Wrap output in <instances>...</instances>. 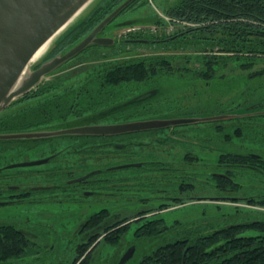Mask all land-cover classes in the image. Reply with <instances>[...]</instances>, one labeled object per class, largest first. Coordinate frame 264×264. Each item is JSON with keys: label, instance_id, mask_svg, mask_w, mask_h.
<instances>
[{"label": "flooded vegetation", "instance_id": "1", "mask_svg": "<svg viewBox=\"0 0 264 264\" xmlns=\"http://www.w3.org/2000/svg\"><path fill=\"white\" fill-rule=\"evenodd\" d=\"M147 1L135 0L117 15L109 23L111 25L110 28L108 25L100 35L112 37L111 32L114 23H133V19H127L129 16H125L132 13L136 8H141L139 6L146 4L155 7L154 3H156V0ZM182 2L183 0L172 5L173 7L171 8L177 7ZM122 16L124 18L117 23V20ZM161 16L159 18V24L162 27L165 26L167 28V22L175 26L171 32L156 34L149 31L146 33L141 28H135L124 34L127 36L122 37V44H125V46H133L135 44L153 45L155 40L187 38L195 33L194 28H189L193 26L191 23L184 22L180 19L173 20L163 15ZM164 20L167 22H164ZM84 65L78 63L71 65L69 70L54 73L55 75L50 74L48 77L51 78H46L44 82L50 81L52 77L55 78L57 76L66 78L68 84L73 81L74 78L70 81V77L72 78L74 75L81 79L85 76L84 74L79 77V74L84 72ZM37 88L13 100L1 114L8 110H10L8 114H12L13 111L11 110H14V113L20 115L26 109L31 110L36 104L44 101V97L34 96ZM154 89L155 87L150 88L148 86L143 91L141 90L135 93L139 95L149 90L153 91ZM151 93L139 104L122 108L108 115L93 118L90 117L92 115L96 116L97 113L105 108L107 109L108 105L95 108L94 105L85 102L88 101V98H68L76 101L77 104L81 103L84 111L80 112L78 109L73 110V108L71 112H67L68 115L63 118V122H52L42 126L50 129L56 128L55 125L57 126L60 123L65 125L63 128H74L116 125L149 119L176 118L174 113L172 116L162 118L161 115L163 113L157 112V109H154L153 104H150L151 102L149 101L156 97L154 96L156 91ZM128 98L132 99L133 97L130 96L125 99ZM119 99V101L113 102L109 106L125 100L123 97ZM28 114L31 115L32 113L29 112ZM32 124H29L31 129L13 130L10 132L0 131V134L30 132L32 130L41 131L40 129L35 130V126L32 127ZM185 126L155 128L117 135H107L111 137L108 140L103 138H89L93 136L98 137V135L73 134L43 138L46 140L37 143L13 144L10 146L11 151H17L18 148L20 150L24 149L25 151H41L42 156H39L41 158L37 161L44 160V164H52V166L46 169L30 170L28 174L23 173L15 177L0 175V207L12 205L18 209H25L21 205L28 203L31 205L30 209L37 210L40 217L47 218L44 222L40 221L39 226H46L51 232H57L60 226H65L62 223H57V221L62 215H66L60 214L61 211L67 210L66 208L76 209V216H83L84 213H88V217L85 220H80H83L81 223L77 221L78 224L70 233L72 236L66 240L68 243L76 241L74 244L76 249L75 258L79 256L78 263H81L88 257L89 259L94 258L95 251L101 242V237L109 233L121 229L126 233L131 231L143 232L145 229L151 227V224L147 222L153 220L161 221L160 224H156L161 231H172L176 229L179 220L174 218L169 223L168 218L174 210L179 209L181 206H185L191 202L199 203L206 199L217 202L219 200L230 202V199L233 198L240 199L227 195L221 196L220 198H207L198 194L195 195L193 185L201 183L208 186V184H213L214 181L207 175L210 170L207 169L215 165L230 166L229 163H219V159L223 154L245 153L256 162H254V165L241 164L240 166L250 169H258L257 165L260 164V161L264 162V156L247 150L227 151L217 149L218 153L220 152L218 159L215 163L210 164L211 160H209V163L205 162V159L202 158L203 156L198 155L196 150L199 147L203 148L205 145L209 149L214 150V145L208 138L206 140L205 138L199 137L201 134L192 132V130L187 128H182ZM216 132L220 131L216 129ZM201 136L205 137L206 135ZM56 139L62 140L55 141ZM2 148L0 146V150L4 152L5 150H2ZM201 167L207 172L202 175L203 177L196 176L193 173V168ZM4 169V166L0 167V172ZM219 175L225 178V175ZM226 188L227 186L224 189ZM248 198L244 197L241 199L247 200ZM115 204L117 205L114 206ZM46 210H49L50 213H45ZM100 217L103 218L100 220ZM107 220H109L107 224H102L103 221L106 222ZM16 228L26 234L27 250L31 248L30 246L34 248L36 246L52 247L51 240H46L45 238L40 239V236L36 232L28 230L27 227ZM152 242L153 240L149 241L148 238L136 234L133 241L128 243L126 250L123 252L135 250V254L141 245L150 249L153 247ZM85 247L87 250L83 251L82 249ZM23 256L24 254L20 257L13 256L6 260L0 259V264H17ZM43 256L48 262L59 258L58 256H54V254H43Z\"/></svg>", "mask_w": 264, "mask_h": 264}, {"label": "trees", "instance_id": "2", "mask_svg": "<svg viewBox=\"0 0 264 264\" xmlns=\"http://www.w3.org/2000/svg\"><path fill=\"white\" fill-rule=\"evenodd\" d=\"M124 1L100 0L87 16L73 24L55 41L43 61L64 53L74 46ZM165 14L173 20L180 19L191 23L193 26L189 28H194L195 33L187 38L155 40L154 45L163 46L166 44L168 47H177L179 43L187 44L190 43L189 39L197 37L199 43L209 42L208 46L213 49L219 47L218 52H224L222 53L225 56L223 58L238 61L240 64L251 65L256 62V59H259L258 62L264 60V0H183L180 5L168 9ZM205 31L210 32V35H199L206 33ZM217 33L222 36H216ZM115 46L92 45L60 68L79 58L90 48L100 47L111 50ZM214 55L217 54L213 53L210 60H206L205 63L212 66L218 65L219 61L215 59ZM205 58L209 59V57ZM220 62L223 63V61ZM169 63L168 57L162 55L136 60L110 61L96 64L95 67H84L83 73L85 76L80 79L74 75L72 78L70 77V81L74 79L69 84L63 76H57L46 82L43 81L34 92V96L44 97L45 100L36 104L31 110L26 109L20 115L14 113V110H11L14 114H8L9 111L2 113L0 115V131L10 132L31 129L29 124L32 123L35 130L49 129L42 125L63 122V118L68 115L67 112H71L73 108V110L78 109L80 112L84 111L81 103L77 104L76 101L68 99L72 97L88 98V101L85 102L94 105L95 108L108 105L107 109L101 110L96 116L92 115L90 118L101 117L122 108L139 104L142 100L137 101L136 99L142 93L139 95H136V91L130 93L131 90H128V87L132 84L146 85L157 77L165 75L169 71ZM78 64H82V62H78ZM212 70H214V67ZM256 74L264 76V70ZM203 77L210 76L204 73ZM130 96L133 98L125 99ZM121 97L125 99L123 102L111 105L113 107L109 106L113 102L119 101ZM242 108L244 110L242 114L244 115L229 119L232 122H237L238 125L229 127L228 131L231 133L227 136L225 134L227 139L234 140L240 133L250 129L252 126L247 120L251 119L252 114H262L261 116H264L263 102L246 103ZM26 112L32 114L29 115ZM229 113L235 112L232 110L221 114ZM225 121L215 123L221 124ZM218 124L216 126L218 131L227 129L225 126L222 125V127ZM55 127L62 128L65 125L58 123ZM89 138L108 140L111 137L93 136ZM44 140L46 139L0 140V146L3 147L2 150L9 151L10 146L13 144H31ZM254 162L256 161L245 153L223 154L219 159V163H229L230 166H212L207 175L216 182L212 185L217 189H221L222 185H224L223 188L229 185H238L233 178L238 174L243 172L264 174V162L260 161V164L257 165L258 169L240 166L241 164L254 165ZM219 174L225 175V178ZM239 200L236 198L230 199L233 203H238ZM246 203L251 209H255L252 213H264L263 210L256 209L257 207H264V195L251 196L246 200ZM102 218L100 217V220ZM108 222L109 220L103 221L102 224L105 225ZM160 222V220L148 221L147 223L151 224L149 229H145L143 232H135V234L149 240L160 241L157 246L151 247L143 255L138 264H264V219H249L242 223L226 224L223 227L203 233L195 230L186 231L180 238H177L175 234L176 229L161 231L157 226ZM177 226H179V223ZM248 231H254L256 234H247ZM125 233L121 229L107 234L104 240L114 239L113 241H116ZM190 234L194 235L191 236ZM170 235L172 236L169 237ZM26 242V234L17 230L15 226H0V259L6 260L13 256H22L27 250ZM82 250L86 251L87 248L85 247ZM87 260H89V257L84 262ZM84 262L80 264H84Z\"/></svg>", "mask_w": 264, "mask_h": 264}, {"label": "rangeland", "instance_id": "3", "mask_svg": "<svg viewBox=\"0 0 264 264\" xmlns=\"http://www.w3.org/2000/svg\"><path fill=\"white\" fill-rule=\"evenodd\" d=\"M99 1L100 0H93L73 22L68 25V27L87 15ZM180 1L182 0H156V3H154L155 7L146 4H144L146 6H139L141 8H136L132 13L125 16H129L127 19H133V23L124 22V24H113L111 34L117 44L114 48L111 50L100 47L96 49L90 48L82 54V56L71 61L62 68L56 69L54 72L58 73L63 70H69L71 65L77 64L78 62H82V64L85 63L84 67L89 68L104 62L136 60L162 55L167 56L170 61L168 64L169 71H167L165 75L157 77L146 85L132 84L128 87V90H131L129 91L130 93L143 91V89L148 86L150 88L155 87L157 91L156 97L149 101L151 102L150 104H153V108L157 109V112L163 113L161 115L162 118L172 116L173 113L176 115V118H203L221 114L222 112L228 113L232 110L242 116L244 115L242 114L244 112L242 107L246 103H264V76L256 74L264 70V60L258 62L259 59H256V62L251 65L240 64L238 61L223 58L225 57L222 54L224 52H218L219 47L213 49L208 46L209 42L199 43L197 37L189 39L190 43H179L177 47H168L166 44L163 46H157L159 44H135L133 46H125V44H122V37L127 36L124 34L135 28H141L144 32L146 31V33L149 31L156 34L171 32L175 26L168 24V22L164 20V22H167L168 27H162L161 24H159V18L162 17L161 15L166 16L165 12L173 7L172 5ZM122 18H124V16L120 17L117 23ZM110 26L111 25H109V28ZM199 35L207 36L210 35V32ZM215 35L222 36L219 33ZM55 40L56 39L51 42L40 57L32 62L29 68H35V66L45 62L43 60L52 48ZM213 53L217 54L214 55V57L219 61L218 65L215 66L205 63L206 60H210ZM205 57H209V59ZM220 61H223V63ZM213 67L214 70H212ZM204 73L209 74L210 77H203ZM82 75H84V73L79 74V77ZM47 78L50 79L51 77ZM52 79H54V77H52ZM44 80H46V78H44L42 82ZM261 115L262 114H252L251 119L247 120L252 127L240 133L234 140L225 137V134L227 136L231 133L228 131L230 126L238 125L237 122H232V120H226L223 123L221 122V124L215 122L192 124L182 128H187L192 130V132L206 135L203 137L198 134L199 137L203 139H209L214 145V150L209 149L207 145L203 146L204 149L199 147L196 150L198 155L203 156L202 158L205 159V162L209 163V160H211L210 164L215 163L218 159L220 152L218 153L217 149L227 151L247 150L264 156V116ZM217 124L220 126L223 125L227 129L216 132ZM58 140L62 139H56L55 141ZM39 156H42L39 150L25 151L19 148L17 151L9 150L2 152L0 150V167L4 166L5 168L0 172V175L15 177L23 173L28 174L30 170L51 168L52 164L21 168L11 167L14 164L37 161L41 158ZM193 169V173L200 177H203L202 175L207 172H205L202 167ZM209 169L210 168L207 170ZM233 178L238 185H229L226 189L223 188L224 185L221 186V189H217L214 185L209 184L208 186L201 183L193 185L195 189L193 192L195 195L198 194L207 198H220L221 196L227 195L240 198V202L233 203L232 201L227 202L223 200L217 202L206 199L199 203L191 202L185 206H181L179 209L174 210L169 218L167 217L169 223L172 222L174 218L179 220V226H177L175 232L177 238H180L186 231L195 230L203 233L223 227L226 224L242 223L249 219H264V213H252L255 209H251L246 203V200L241 199L244 197L264 195V174L259 172H243ZM116 205L117 204L114 206ZM21 206L25 209H18L12 205L0 207V225L13 224L16 227H27L28 230L36 232L40 236V239L45 238L46 240H51L52 247L36 246L34 248L30 246L31 248H28L23 258H21L17 264H80L78 263L80 259L79 256L75 258L76 249L74 244L76 241L68 243L66 240L72 236L70 233L78 224L77 221L81 223L88 217V213H84L83 216H76V209L66 208L67 210L60 212V214L66 215H62L57 221V223H62L65 226H60L57 232H51L46 226H39V223L47 220L46 217H40L37 210L30 209L31 205L28 203ZM256 209L264 211V207H257ZM47 212L50 213L49 210H46L45 213ZM81 219L83 220L80 221ZM247 234H256V232L248 231ZM135 235L134 231L127 232L116 241H113V238H111L113 240H104L105 236L101 237V242L95 251L94 258L87 260L84 264H119L118 261L126 253L123 251L126 250L128 243L133 241ZM190 235L193 236L194 234ZM171 236L172 235L169 237ZM159 243L160 241H153V247L157 246ZM142 246L143 245L138 248L134 256L125 264L139 263L143 254L149 251V248ZM43 254H54V256H58L59 258L48 262L46 258L44 259Z\"/></svg>", "mask_w": 264, "mask_h": 264}, {"label": "water", "instance_id": "4", "mask_svg": "<svg viewBox=\"0 0 264 264\" xmlns=\"http://www.w3.org/2000/svg\"><path fill=\"white\" fill-rule=\"evenodd\" d=\"M92 1L0 0V114L13 100L38 87L44 78H47L48 75L85 51L88 47L92 45L110 47L116 44L114 38L104 37L100 34L134 0H125L88 35L64 53L43 62L37 69L34 67L29 68L34 61L33 58L36 53L47 42L54 39L57 40L66 32L72 26L68 27V25ZM155 91L156 89L146 91L139 95L138 99L144 100L152 94L151 92ZM156 94L157 91L154 96ZM238 114H220L203 118L149 119L116 125L62 127L41 131L3 133L0 134V140H30L73 134L117 135L155 128L225 121L240 117ZM44 163V160H39L14 164L11 167H29ZM134 251H127L120 259L119 264H125L133 256Z\"/></svg>", "mask_w": 264, "mask_h": 264}, {"label": "bare ground", "instance_id": "5", "mask_svg": "<svg viewBox=\"0 0 264 264\" xmlns=\"http://www.w3.org/2000/svg\"><path fill=\"white\" fill-rule=\"evenodd\" d=\"M52 40H50L49 42H47L34 56L33 60H36L38 57H40L48 48V46L50 45Z\"/></svg>", "mask_w": 264, "mask_h": 264}]
</instances>
